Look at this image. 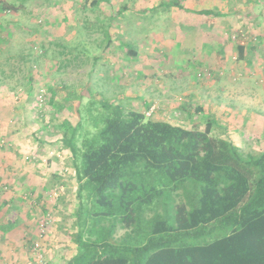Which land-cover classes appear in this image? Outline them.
<instances>
[{
  "label": "trees",
  "instance_id": "16d2710c",
  "mask_svg": "<svg viewBox=\"0 0 264 264\" xmlns=\"http://www.w3.org/2000/svg\"><path fill=\"white\" fill-rule=\"evenodd\" d=\"M235 41L243 56L250 35ZM105 105L94 130L65 123L79 198L65 264H264V150L213 134L211 119L190 128Z\"/></svg>",
  "mask_w": 264,
  "mask_h": 264
},
{
  "label": "crops",
  "instance_id": "0c3cea01",
  "mask_svg": "<svg viewBox=\"0 0 264 264\" xmlns=\"http://www.w3.org/2000/svg\"><path fill=\"white\" fill-rule=\"evenodd\" d=\"M30 1L32 4H43L40 0ZM87 1L92 2L93 0H86V4L80 5L83 12H86ZM126 1L127 8L124 12L125 16L133 18L134 22L135 19H138V23H130L132 24L131 27L141 28L143 26L141 25L143 20L142 17L144 14L145 16L148 15V13L150 14L148 19L150 20L149 23L153 22L155 16H151V14L154 13L156 15H160V17L157 18L159 21L163 20V22L160 23L161 25L168 19H173V23L169 25V28L156 33L157 36L171 38L176 36L178 39L177 42H174V38L171 41H168L166 38L163 42V47L151 44L152 42H150L151 38L149 36H154L152 31L154 25L149 24L148 27H144L140 31L143 37L146 36L148 38L143 39V42L139 44L141 47L135 48V50H137L136 56H132L129 54V51L126 50L127 56L122 60L125 63L122 64L121 68H128L130 66L137 65V60L144 57L142 55L143 51L148 53V55H145V57L141 59L145 61H142V63L139 64L140 68L142 67V69L145 70L153 68L154 71L158 68L163 69V71H161L167 73L165 76H168V79H174L176 77L179 79L178 84L176 81L173 84L170 80H168L167 85L183 90V85L186 86L188 83H192V81L188 82V73L199 65L198 62H203L205 60V65H210L216 70L225 69L230 62L231 57L237 53L239 59L238 61L241 63L245 62V64L243 63L245 67L247 65H251L256 70L259 68L260 73H257L260 77L262 76L263 79L259 82V84L264 88V0H160V2H157L156 0ZM166 1L167 3L172 1L178 4L168 6L166 5ZM24 3H27V0H0V104H4L3 100L12 99L10 95L4 93L5 91L8 93H21L22 102H24L22 110L20 109L18 112L16 111L17 113L12 112L13 114L11 117L14 119L9 122L7 121L8 118L6 117V110L4 111V108L0 107V137L3 136V138L0 139L7 140L4 139V137L9 138V145H6L5 141L0 140V264H28L34 259L32 249L34 242L39 238L40 229L43 225L42 221L44 214L50 210L54 213L56 212V215H58L60 208L62 209L61 204L59 205L60 199L55 203V205L57 204L56 206L54 204L51 205L52 201L49 200L47 193L57 189L61 185L65 186V190L66 188L69 189L72 183L76 184V186L78 185L76 172L75 176H71L70 172L72 170L68 167L71 166L69 159L66 160L64 159V156L58 157L56 155L57 158H55L54 162V159L52 160L51 158L54 153L51 152L50 156L49 154H46L47 150H44L42 147L45 142L41 141V139L38 140L33 136H31L32 139L22 138L23 136H21L23 135L22 133L33 134V131L36 130L35 124L33 125L31 120H35L36 124H40V126L42 125V120L39 117V119L32 118L28 121L26 120L28 115L20 113L31 107H29L28 100L31 101V96L36 97L38 95V86L39 84L42 85L41 78L34 74L36 71L31 68L33 72H30V64H28L29 61L26 60V57H29V54L31 53V48L26 40H28V42L33 41L32 43L35 42L37 36L39 35V25L34 23L35 18L33 17V13L31 14L29 12L22 11ZM14 4L16 8H12L11 12L1 10L3 5L4 7H7ZM114 4H116L115 0H98L95 20L105 23L106 27L110 29V33H112L113 36H117L119 27L116 25L118 24L119 26V22H116L114 18L118 17L117 14H120L117 12L121 7L118 8L114 6ZM164 5H166V9H172L171 12L173 14L169 17L166 16L163 19L162 15L164 14L161 10L164 11L162 8ZM233 5L234 9H230L229 6L232 8ZM89 6H91V4H89ZM135 6L138 8L137 11H135ZM11 7L12 6H10V8ZM86 15L87 13H84L79 18L82 20L81 23L83 24L88 19ZM244 15H247L246 18L248 20H253L252 25L249 24L248 20H246L243 24L239 23V26L237 24V29L236 24L233 23V21L237 20L236 17H238V19L239 17L243 18ZM68 17H70V20H68ZM68 17L67 15L58 17L55 14L52 17H49L47 19L49 22L47 23L53 33L50 37H48L47 34L46 36L51 40H54L57 36L61 35L64 37L65 33H71V31H66L65 26L72 28L75 25L73 21L77 23V18L74 16L71 18V15ZM65 20H68L66 21L67 24H65ZM27 21L30 23H26ZM57 21H62V23ZM233 30H237V33L250 35V41L245 46L243 56L240 55L235 39L232 41L228 38ZM26 35H29L30 38ZM44 36L45 34L43 31V37ZM185 36L190 37L185 41H187V44L191 43V45L183 43L184 41H182V38ZM193 37H195L196 40H193ZM200 37H202V40L198 41ZM257 37L258 40H256ZM16 38L19 39L18 47L15 43H13V40ZM171 44L173 45L171 46ZM195 47L198 48V53L200 51V55H193ZM119 49L121 48L116 47L114 43L107 42L106 47L99 50H105V52L113 53ZM150 49H152L151 51H156L158 53L157 58L153 57V54L149 51ZM201 50L207 53L205 54L201 52ZM162 51H164V53ZM98 52L99 51L97 50L95 51L93 57L94 64H97L99 59L103 64L105 58H103L102 54L99 57ZM188 53L193 56L188 58ZM218 57L220 61L216 62ZM12 60L14 61V64H11ZM114 60H117V58L113 56L108 58V62H112ZM86 64L87 62L84 61V65ZM78 65H80V67L84 66L80 63ZM167 65L170 66L169 72L165 68ZM7 67H11L12 71L6 73L5 69ZM172 67L179 69L176 76L173 73L174 71L172 70ZM27 69L30 74L26 71ZM108 74H110V79L114 81L112 84L116 86V92L121 89L122 92H119L124 96V98L131 100L134 105L140 104L143 100L146 101V96L152 95V93L156 90L152 87L147 90V88L151 85V80L148 83L145 81L146 77L149 76V72L144 75L145 77L143 76V81L140 82H136L134 79H130L128 77H123L121 79L119 74ZM36 77L38 79L40 78L41 81L39 80L36 82ZM104 77L105 76L102 75L100 79L103 80ZM9 79L13 80L11 85L13 86L12 88L8 85L11 82ZM149 79L150 78L148 77V80ZM230 80L231 79L228 78L227 81L221 80L220 83L211 82L210 84H207L205 89L207 91L204 92V94L207 96L208 107L209 103L212 102L211 99H209L210 96L208 95V89L215 88L217 90V93H215L216 95L213 96V101L216 102V105L213 103L215 106L210 113L215 112V115L221 117L223 122H227L226 124L230 126V131H236L242 137L246 133H251L259 138H262L264 136V96H259L258 99L255 98L254 100H245L242 96L234 94V90L233 93H230ZM60 83H62V86L64 85L63 88L66 91L63 92H65V94L62 96L58 95L59 90H56L53 87L50 89L51 91L49 96L50 94H53V97H57L58 99H70V97L73 96L74 98L88 99V97L91 96V92L86 91V89L80 93H74L75 90L71 89L73 85H70V80L63 81L62 79V82ZM163 83H165V81ZM197 83L198 82L196 81L193 85H196ZM22 84H26L27 86L24 87L25 91H21ZM221 84L223 86L218 87ZM164 85L165 84H163V86ZM255 85L257 84L255 83ZM220 88L227 89V92L225 90H221ZM166 89H163L162 87L159 89L158 93L162 92V95L166 96ZM143 90L144 93L142 92ZM189 92L192 93V90ZM185 93L188 94V91H185ZM190 97H192V95H190ZM190 97L187 95L186 99H190ZM148 107L149 106L146 107L147 112L152 106L149 109ZM36 108L34 109L36 110ZM191 113L192 111L190 114ZM231 115L238 117V119H234ZM212 118H214V115H212ZM228 118L229 120H227ZM242 132H244V134ZM235 144L237 145V143ZM67 152L69 153L70 151L67 150ZM67 152L64 151L66 156H68ZM26 154L35 155V159L32 161L27 159V157H25ZM65 170L67 172H65ZM76 186L75 189L77 188ZM66 198H68L67 194L61 199V203H63ZM59 219L61 218L58 217L57 221L53 224L54 226L52 225L53 231H51L52 235L50 238L47 239L45 236L44 240H42L48 264H65L70 254L69 250L74 249L75 247L71 239L65 242L64 239L59 237V230L61 229V226L58 223ZM66 244L71 249L68 247L64 249Z\"/></svg>",
  "mask_w": 264,
  "mask_h": 264
},
{
  "label": "rangeland",
  "instance_id": "374dc122",
  "mask_svg": "<svg viewBox=\"0 0 264 264\" xmlns=\"http://www.w3.org/2000/svg\"><path fill=\"white\" fill-rule=\"evenodd\" d=\"M40 1H42L43 4L42 3L32 4L30 0H27V3L23 4L22 11L29 12L31 14L33 13V17L35 18V22L34 21L33 22L39 25L38 28L39 35L37 36L35 42L32 43L33 41L28 42V40H26V42L29 44V47L31 48V53L29 54V57H26V60L29 61L28 64H30L29 65L30 72H33L31 68L36 71V73L34 72V74L41 78L42 85L40 84L39 86L37 85L38 86L37 91L39 92L38 95L36 97L31 96V101L28 100L29 107L30 106L31 107L23 110V112L20 113L23 115H28L26 117V120L28 121L32 118L35 119L40 118L42 120L41 122L42 125L40 126V124H36L35 120L33 121L31 120V123H33V125L35 124L36 128L35 127L34 128L36 130L33 131V134L22 133L23 135L21 136H23L22 138H28V139L31 138V136H33L34 138H37L38 140L41 139V141L45 142L46 145L44 144V146L42 145V147L44 150L45 149L47 150L46 154L50 155L51 152L54 153L53 157H51L52 160L54 159V162H55V158H57L56 155L58 157H60L59 155H61V157L64 156L65 157L64 159L66 160L69 159L71 162V166L68 167L69 169L71 168L72 170L70 172L71 176H75L74 158L72 156V153L71 152L68 153L67 152L68 149L67 148L65 149L63 147L64 137L66 135L67 136L70 135V132L67 131V126L65 123L66 121H68L73 126H76L78 122L82 121L83 128L81 130L83 131L87 129L94 130L95 129L94 122L97 123L99 121H102L103 118L105 117V114L109 111L106 108L105 105L106 103L114 105V108H116V106H120L124 108L126 112H129L130 110L147 112L146 111L147 106H152V107L154 106L155 110L151 113V115H147L149 118L167 120L173 123L183 124L190 128L194 126L202 127L203 124L208 119H211L214 122L213 134L223 137L229 136L230 138L229 137L228 138L233 142L237 143V145L240 146L245 152H259L264 150V136L262 138H259L254 134L246 133L242 137L239 135L238 132L230 131L229 130L230 126L226 124L227 122H223L221 117L215 115V112L210 113V111L213 110L214 109L213 107L216 105V102L213 101L214 99L213 96H215L216 95L215 93H217V90L215 88L210 89L209 88L210 86L208 87L209 88L208 95L210 96L209 99H211L212 102L209 103V107L207 106V96L204 94V92L207 91L205 90L207 84L208 83L210 84L211 82L220 83L221 80L227 81L228 78L231 79L229 81V87L231 89L230 93L231 92L233 93L234 90V94L242 96V98L245 100H254L255 98L258 99L259 96H264V88L259 84V82L263 80L262 76L260 77V75L258 74L260 73L259 68L258 70H256L251 65L250 66L247 65L245 67L244 66L245 62L241 63L240 61H238L239 59L237 53L234 54L233 57H231L230 62L228 63L225 69L216 70L210 65H205V60L203 62H198L199 65H197L196 68H193L192 71H189L188 73L189 76L188 82L192 81V83H188L186 86L183 85V90H180V88H174L167 85L168 80H170V82L173 84L176 81L178 84L179 83L178 77L174 79H168V76H165L167 73L162 72L163 69L158 68L156 69V71H154L153 68L145 70L142 69V67L141 68L139 67V64L142 63V61H145L141 59H143L145 55H148V53H145L143 51H142L143 53L142 55L144 57L137 60L136 62L137 65L130 66L128 68H121L122 64L125 63L122 60L127 56V51H126L127 48L141 47L139 44L143 42V39L148 38L146 36L143 37L140 31L142 28L148 27L149 24L154 25V27L152 28L154 36H149L151 38L150 41L152 42L151 44H156L159 47H163L164 46L163 42L165 41L166 38L168 41H171L174 38V42H177L178 37L176 36L172 38L165 36L160 37L157 36L156 34L161 32V30L163 29H168L169 25L173 23L172 21L173 19L172 20L168 19L161 25L160 23H162L163 20L159 21L157 19L160 17V15H156L152 13L151 16L152 15L155 16V19L153 20V22L149 23L150 20L148 19L150 14L148 13V15L145 16L144 14L142 17L143 20L141 22V25L143 26L141 28H137V27H131L132 24L130 23L131 22L138 23V19H135L134 22L133 18H128V16H125L124 14L125 11H123L121 14H117L118 17L114 18L116 22H119V26L118 24L116 25L117 27H119L118 28L119 30L117 31V36L115 35L111 38L110 37L104 38V35H101L103 30L101 29L98 30V27L96 26L98 25L100 28H104V26H101L102 21L95 20L97 14L96 10L95 11L92 10V6L87 5L86 12L82 11L80 5L85 4L86 0L85 1L84 0H40ZM156 1L160 2V0H156ZM115 3H116L115 6L119 8L122 7L123 4L126 5L127 1L115 0ZM162 8L164 9V11H166L164 12L163 10H161L162 13L164 14L162 15L163 19L164 17L166 16L169 17L171 16V14H173L171 12L172 9L170 8L166 9V5L162 6ZM229 8L234 9V5L232 8L231 6H229ZM137 10L138 8L137 6H135V11ZM84 13H87L86 17L88 18L89 21H91L92 23H96V25H94L92 29L97 30L98 34L93 35L91 33H88L87 31L90 32L89 29L91 28V26L89 25V27H85L84 24L81 23L82 20H80L79 18ZM54 14L58 17H63L64 15H67L68 17L69 15H71L72 16L71 18H73L74 16L75 18H77V23L73 21V23L76 26L74 25L72 28L69 26L68 27L65 26L66 31H71V33L67 32L65 33L64 37L60 35L54 38V40H51L48 37H50L53 32L47 23L49 22V20L47 19L49 17H52ZM246 16L244 15L243 18L239 17V19L238 17H236L237 20L233 21V23L236 24V28L239 26V23L243 24L246 20H248ZM68 18H69L68 20H70V17ZM68 20H65V24H67L66 21ZM57 22L62 23V21H57ZM248 22L250 25H252L253 20L252 19L248 20ZM26 23H30V22L27 21ZM43 31L45 36L47 34L48 37L47 36L43 37ZM236 31L237 30H233L228 36V38L231 39L232 41L236 37L235 35L237 33ZM92 35L94 37L91 40L90 37ZM110 35L112 36V33H110ZM26 36L30 38L29 35ZM95 37H97V44L96 42H92L93 40L96 39ZM188 38L190 37L185 36L182 38V41H184L183 43L186 45H191V43L187 44V41H185ZM18 40L19 39L17 38L13 40V43H15L17 47L19 46ZM109 40H111L109 43H114L116 47L121 49L113 53L105 52V50L100 51L99 49L106 47L107 45L106 43ZM193 40H196L195 37H193ZM201 40L202 37H200L198 41ZM256 40H258V37ZM98 43L102 45H99ZM173 44H171V46ZM98 46L101 48L97 49ZM194 49L195 50H193V55L196 56L200 55V51L199 53L197 52L198 48L195 47ZM96 50L99 51L98 52L99 57L102 54L103 58H105V60L103 61L104 65L102 64V61H100V59L98 60L97 64L96 63L94 64L93 57ZM151 50L152 49H150L149 51L151 52V54H153V57L157 58L158 53L156 51L154 52ZM162 52L164 53V51ZM201 52L205 54L207 53L202 50ZM166 54L168 55L167 52ZM188 55H189L188 58H191V56H193L190 55L189 53ZM110 56L116 57L117 60L108 62V58ZM84 61L87 62L86 65H84ZM218 61H220L219 57L218 59H216V62ZM79 63L84 66L80 67V65H78ZM11 64H14L13 60L11 61ZM165 68L169 72L170 66L167 65ZM5 70L6 73H8L12 71V68L7 67ZM172 70L174 71L173 73L176 76L179 69L178 68L175 69L172 67ZM26 71H28V74H30L28 69ZM147 72H149V76L146 77L145 81L148 83L151 80V85L147 88V90L150 89V87H152L153 89L155 88L156 90L152 93V95L146 96L145 100L147 101V103L146 101L143 100L140 102V104H135V105L131 100L124 98V96L120 93L122 92L121 89H119L120 92L119 91L116 92L117 88L114 84H112V82L114 81L110 79L111 78L110 74H108V73H113L114 75L119 74L121 76V79L123 77H128L130 79H134L136 82H140L143 81V76ZM102 75L105 76L103 80L100 79ZM148 77L150 78L149 80ZM40 78L38 79L36 77V82L39 81ZM62 79L63 81H67V80L71 81L70 85H73L71 89L75 90L74 93H80L86 89V91L91 92V96H89L88 99H83V98L79 99L77 97L74 98V96L70 97V99L69 98L58 99L57 97L56 98L53 97V94L52 95L50 94L49 96V93L51 91L50 89L53 87L56 90H59L58 95L62 96L65 94V92H63L66 91L63 88L64 85L62 86V83H60L62 82ZM9 81L11 82L8 85L11 86L13 80L9 79ZM164 81L165 83H163ZM196 81L198 83L196 85H193L195 84ZM255 83L257 85H255ZM26 84L21 85L22 86L21 91H25L24 87L26 86ZM163 84H165L166 87L165 85L163 86ZM191 85H193L194 87ZM222 86L223 85L221 84L218 87H222ZM12 87L13 86H11L10 88ZM162 87L163 89L167 88L166 96H163L162 92L158 93L159 89ZM191 90L193 94L189 92ZM221 90H225L227 92V89H221ZM185 91H188V94H186ZM142 92L144 93V90ZM4 93L10 95L12 98L5 101L3 100L4 104H0V107H3L4 111L6 110V114H7L6 117L8 118L6 119L9 122L10 120L14 119V118L12 119L11 117L13 113H15L16 111L18 112L20 109L21 110L23 109L24 102H22V94L19 92L8 93L5 91ZM41 94H43V98H44L43 102L39 101L38 96ZM187 95H189V97L190 95H192V97H190V99H186ZM213 103L215 105H213ZM34 108H36V110ZM191 111L192 113L190 114ZM212 115H214V118H212ZM234 119H238V117H234ZM227 120H229V118ZM21 124L24 125L23 123ZM242 133L244 134V132ZM25 134L28 136H26ZM0 138L2 139L3 136ZM4 139L7 140H1V141H5L6 145H9L8 144L9 138L4 137ZM64 151L68 153V156H66ZM25 157H29L27 159H30L31 161L35 159V155L26 154ZM65 172L67 171L65 170ZM75 186L76 184L72 183L69 189L66 188L65 192L59 198L60 200L58 199L59 205L61 204L62 207V209L60 208L59 210L60 212H58V215H56V212L54 213L50 210L46 212L47 214L49 213L50 217L53 219V222L50 223V227L45 232V236L47 237V239H49L50 236L52 235L51 233V231H53L52 225L57 221L58 217L61 218L58 221L59 225L61 226L60 227L61 229L59 230L60 236L59 234L58 236L64 239L65 242L71 239L69 231L73 227L75 212L77 211L79 205V198L77 196L78 185L76 186L77 187L76 189ZM66 194L68 198L65 199L63 205V203H61L62 202L61 199ZM54 200H52L51 205L53 204L55 205V203L58 201V200L57 201ZM46 213L44 214V217H46L47 215ZM119 233H122V231H120ZM67 247L69 248V246L66 244L64 246V249Z\"/></svg>",
  "mask_w": 264,
  "mask_h": 264
},
{
  "label": "built area",
  "instance_id": "2783aa9c",
  "mask_svg": "<svg viewBox=\"0 0 264 264\" xmlns=\"http://www.w3.org/2000/svg\"><path fill=\"white\" fill-rule=\"evenodd\" d=\"M39 101L43 102V94L39 95ZM155 110V107H151L150 110L147 112V115H151V113ZM61 157V155H59ZM29 158V157H27ZM67 170V169H66ZM65 192V186L61 185L55 190L49 191L47 193L50 200H58L62 194ZM54 200V201H55ZM53 222V219L50 217V214L48 213L46 217L43 218V225L40 229L39 238L34 242L33 245V253H34V259L30 261L28 264H48V260L45 255V249L42 244V240L45 237L46 230L50 227V223ZM45 229V230H44Z\"/></svg>",
  "mask_w": 264,
  "mask_h": 264
}]
</instances>
